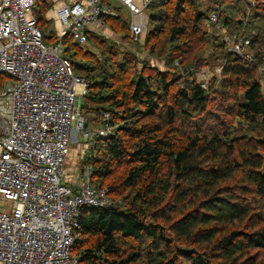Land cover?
<instances>
[{
	"label": "trees",
	"instance_id": "obj_1",
	"mask_svg": "<svg viewBox=\"0 0 264 264\" xmlns=\"http://www.w3.org/2000/svg\"><path fill=\"white\" fill-rule=\"evenodd\" d=\"M36 1L51 43L55 32L43 26L54 2ZM202 1L154 0L143 41L131 38L124 7L103 15L106 29L128 32L140 51L97 33L88 44L63 38L88 83L85 120L109 111L116 126L82 157L110 203L81 207L78 264H264V0ZM215 8L218 24L249 42L253 61L226 52L210 30ZM92 43L97 50L86 49ZM217 58L222 73L205 88L195 72ZM5 81L0 73V89Z\"/></svg>",
	"mask_w": 264,
	"mask_h": 264
},
{
	"label": "built area",
	"instance_id": "obj_2",
	"mask_svg": "<svg viewBox=\"0 0 264 264\" xmlns=\"http://www.w3.org/2000/svg\"><path fill=\"white\" fill-rule=\"evenodd\" d=\"M153 1L56 3L48 16L55 20V40L46 43L36 0H0V73L6 76L0 89V200L8 203L0 207V264H78L72 249L81 207L105 206L110 199L108 188L92 184L91 166L80 170L73 185L66 182L63 166L75 133L91 143L108 138L116 126L109 111L97 115L96 129L85 120L88 83L65 56L63 38L88 44L90 33L104 34L103 15L115 11L109 2H117L130 12L131 38L141 40L149 32L145 11ZM208 22L217 27L226 52L253 61L249 42L218 24L217 9ZM221 62L195 72L203 87L221 75ZM259 73L264 79L263 65Z\"/></svg>",
	"mask_w": 264,
	"mask_h": 264
},
{
	"label": "rangeland",
	"instance_id": "obj_3",
	"mask_svg": "<svg viewBox=\"0 0 264 264\" xmlns=\"http://www.w3.org/2000/svg\"><path fill=\"white\" fill-rule=\"evenodd\" d=\"M203 4L207 5V2L206 0H203L202 1ZM115 5L114 6H117V7H120L119 10L123 7H121V5H119V3L117 2H113ZM54 7V6H53ZM217 9V8H215ZM53 11L54 12V9H51L49 12ZM37 11H35V14ZM48 12V13H49ZM146 14L148 15V8L147 10L145 11ZM48 15V14H47ZM46 15V17L48 18V16ZM53 14H51L50 16H52ZM121 15L122 17L124 18V20L129 24V27H130V22H131V15H130V12L128 11V9H126L125 7L121 9ZM149 16V15H148ZM49 19V18H48ZM50 26H47L44 25L43 26V29H44V32L49 36V34L51 35V30L54 31V23H55V20H51L50 21ZM209 25H211L209 22H208ZM213 26L215 29H211L210 27V30L214 33L216 31H218L217 27L215 25H211ZM148 28L150 29V26H148ZM208 28V26H207ZM104 34L100 35L102 37H109L108 39H111L113 41H115L118 45H120L121 48L123 49H133V48H136V51H140L138 50L137 46L133 43H135V41L130 42L128 40H125L124 36H128L129 33L128 32H125V34H116V32H114L112 29L108 30L104 27ZM146 36V34H144L141 38V41H143L144 37ZM51 39V38H50ZM134 40V39H133ZM88 50L92 49V50H97L96 49V46L94 45V43H92L90 46H88V48H86ZM212 51V49L208 50L207 53H206V56L208 55V53ZM141 54V53H140ZM221 59L222 58H217L215 59V62H213L212 60L209 61V65H205V66H202L201 68L202 69H205L206 67L207 68H210V67H213V66H216V65H221ZM264 66V65H263ZM201 70V69H200ZM213 70V69H212ZM4 77L6 78V76L4 75ZM261 81L263 82L264 84V79L262 78ZM264 86V85H263ZM96 115H97V112H95L92 116H90V120L91 124H93V128L96 129V127L99 126L98 124V121L96 119ZM89 117V116H87ZM90 141L85 138L84 134L83 133H78V134H74L72 136V142H71V151H70V154L69 156L66 158L65 160V163H64V166H63V169H64V173L66 174V178H70L71 179H76V177H78L79 175V172L80 170L82 169L81 168V165H82V157L85 153V150L87 149L88 145H89ZM116 172L120 174V169L117 168L116 169ZM119 179V178H118ZM115 180V181H118ZM8 206V203L7 202H4L2 200H0V207L1 208H6Z\"/></svg>",
	"mask_w": 264,
	"mask_h": 264
},
{
	"label": "crops",
	"instance_id": "obj_4",
	"mask_svg": "<svg viewBox=\"0 0 264 264\" xmlns=\"http://www.w3.org/2000/svg\"><path fill=\"white\" fill-rule=\"evenodd\" d=\"M51 1L54 2V5H55L56 3L61 4V3H66V2L73 1V0H51ZM47 14H49V13H47Z\"/></svg>",
	"mask_w": 264,
	"mask_h": 264
},
{
	"label": "bare ground",
	"instance_id": "obj_5",
	"mask_svg": "<svg viewBox=\"0 0 264 264\" xmlns=\"http://www.w3.org/2000/svg\"><path fill=\"white\" fill-rule=\"evenodd\" d=\"M51 14H54V13H53V11L49 12V14H48V15L50 16Z\"/></svg>",
	"mask_w": 264,
	"mask_h": 264
},
{
	"label": "water",
	"instance_id": "obj_6",
	"mask_svg": "<svg viewBox=\"0 0 264 264\" xmlns=\"http://www.w3.org/2000/svg\"><path fill=\"white\" fill-rule=\"evenodd\" d=\"M86 126V125H85Z\"/></svg>",
	"mask_w": 264,
	"mask_h": 264
}]
</instances>
